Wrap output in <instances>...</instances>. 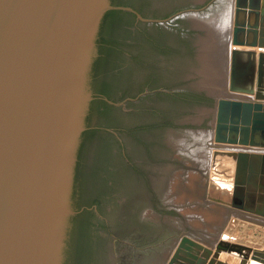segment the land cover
Segmentation results:
<instances>
[{
  "label": "water",
  "instance_id": "1",
  "mask_svg": "<svg viewBox=\"0 0 264 264\" xmlns=\"http://www.w3.org/2000/svg\"><path fill=\"white\" fill-rule=\"evenodd\" d=\"M189 1L130 2L147 21L164 19ZM112 8L117 6L110 0H0V264H61L77 151L92 99L97 33ZM147 27L154 38L131 39L118 70L126 68L144 83L154 71L162 73L160 82L195 78L188 42L168 26ZM231 44L228 91L252 97H217L214 140L264 148V0H235ZM188 98L153 94L132 112L116 110L119 119L100 121L118 133L113 149L127 168L113 165L120 182L102 202L100 216L113 236L132 230L123 215L149 195L145 174L161 163L155 128L178 118ZM260 158L264 154L250 155L239 207L264 217ZM222 252L235 254L239 264H264V249L224 238L209 248L186 234L167 264H229L218 259Z\"/></svg>",
  "mask_w": 264,
  "mask_h": 264
},
{
  "label": "rangeland",
  "instance_id": "2",
  "mask_svg": "<svg viewBox=\"0 0 264 264\" xmlns=\"http://www.w3.org/2000/svg\"><path fill=\"white\" fill-rule=\"evenodd\" d=\"M230 8L233 12L234 0H192L178 5L164 18H174L166 26L199 49L202 68L197 70L191 89L203 88L207 94L189 95L178 118L155 128L154 143L161 163L145 174L149 195L135 200L123 215L132 230L115 236L114 264H167L183 234L204 242L224 238L264 248V217L239 207L243 193H236L237 182L221 183L230 178L236 181L232 171L235 159L226 151L237 147L209 144L216 143L212 138L216 99L227 93L217 96L214 88L206 87L209 80L220 85L227 82L225 58L231 48L230 29L226 30L230 42L224 41L222 52L212 22L226 19L223 22L228 29L232 23ZM197 76L201 77L199 82Z\"/></svg>",
  "mask_w": 264,
  "mask_h": 264
},
{
  "label": "flooded vegetation",
  "instance_id": "3",
  "mask_svg": "<svg viewBox=\"0 0 264 264\" xmlns=\"http://www.w3.org/2000/svg\"><path fill=\"white\" fill-rule=\"evenodd\" d=\"M117 1L121 2L117 6L121 12L107 25L105 36L109 67L105 73V81L99 82L101 90L97 93V98L100 101L92 114L91 127L96 129L93 139L95 150L93 149V155L89 156V153L87 161L89 163L92 161L93 166L84 169L85 174L88 171L92 172L91 182L80 190L75 187L72 191L73 212L69 217L61 264H114L112 252L116 237L113 236L111 228L107 226L106 222H103L100 215L102 202L113 194V188L120 182L119 172L117 175L115 166H119V171H126L127 168L124 164L119 163L113 149L118 139V133L102 126L100 121L119 119L120 115L116 110L122 108L127 113L132 112L136 110L135 108L142 100L153 94L168 96H175L179 93L207 94L203 88H189V84L194 78L193 75H189L180 82L174 76L165 77L164 81L160 82L159 78L162 73L154 71L148 75V81L144 83L143 80L131 78L125 72L126 68L121 69L122 73H120L118 66L124 64L128 53L126 44L131 39L154 38L147 26H166L174 18L169 20L149 18L146 21L145 13L131 3V0ZM139 1L144 2L145 0ZM178 17L179 15L175 18ZM155 37H157L156 34ZM198 50H195L193 46H190L189 49L193 62L196 61L194 67L192 66V72L195 67L198 70L202 68L199 61L201 53ZM121 74L123 79L119 78ZM200 80L201 77L197 76L196 81ZM121 81L123 82L121 83ZM101 82L103 83L101 84ZM209 88L210 86L207 84L206 90ZM91 89L93 95L92 85ZM114 164L115 166H113Z\"/></svg>",
  "mask_w": 264,
  "mask_h": 264
},
{
  "label": "trees",
  "instance_id": "4",
  "mask_svg": "<svg viewBox=\"0 0 264 264\" xmlns=\"http://www.w3.org/2000/svg\"><path fill=\"white\" fill-rule=\"evenodd\" d=\"M111 5L119 6L121 4L120 1L110 0ZM121 9L112 8L107 10L99 24V29L97 33L96 45H97V57L95 58L92 66V79L91 85L93 88L92 99L89 102V113L86 116V127L81 133V139L77 151V157L74 168V181H73V189L78 187L80 190L84 185L91 182V171H88L86 174L84 173V169L86 167L93 166L92 161L90 163L87 161L88 155H93V139L96 129L92 128V114L93 111L100 101L98 99L97 93L101 90L99 87L100 81H105V76L109 67V62L107 58V38L106 36V28L107 25L112 21V19L118 14H120ZM103 82H101L102 84ZM100 84V85H101ZM95 150V149H94ZM80 202V199H79Z\"/></svg>",
  "mask_w": 264,
  "mask_h": 264
},
{
  "label": "bare ground",
  "instance_id": "5",
  "mask_svg": "<svg viewBox=\"0 0 264 264\" xmlns=\"http://www.w3.org/2000/svg\"><path fill=\"white\" fill-rule=\"evenodd\" d=\"M261 3H262V0H260V4ZM229 12L232 13L231 20H232V23H234V20H235V0H234V11L232 12V9L230 8ZM197 15H199V14H197ZM225 20H222L221 23H219V21L215 19L214 22H212V24H214V26H215V29H213L214 26L212 24H210V26L212 25L211 26V29H213L215 31V33L218 35L217 36V41H218L219 44L221 43L222 52L224 51V41H225V43L226 42L227 43L230 42V32H232V27H233V24L231 23V26L228 27V29H227L226 23H224ZM216 29H217L218 33H217ZM229 29H230V32H229V35H228V33H226V30L228 31ZM225 37H226V39H225ZM232 46L233 45L231 44V48H232ZM242 48H247V47L246 46H242ZM253 49H255V50L258 51V47H254ZM229 54H230V52L228 53V56H226V58H225L226 59V62L225 63H228V67H229ZM211 55H213V53ZM220 55H222V54H220ZM211 61H214V63H215L214 58H212ZM226 81L227 82L225 83V85L224 84H221L220 85L219 83L216 84L214 82V80H209L208 81V83H209L208 85H210L211 88H214L215 89L214 94H216V95L225 91L226 93L232 94L233 96H239V97L244 96V97H249V98L252 97V96H250L248 94L236 93V92H230V91H228V74H226ZM216 82H217V80H216ZM212 138L214 140L213 133H212ZM214 142H216V141L214 140ZM209 144L211 146H219L221 144H225L227 146H232V147L235 146V147H237L238 150H235V151H226L229 155H232L234 157V159H235L233 161L235 163L234 164L235 167L233 166L232 171H233V173L235 175L234 179L236 181L235 182H232L233 180H232V178H230L231 180H229V181L226 180L227 182L223 181L221 183H223V185H225V184H235L237 182V184L234 185V186L236 188V191H237L236 193L238 194V196L239 195L241 196V194L244 192L243 185H245V178H246V175H247L248 161H249L250 155L252 153H255V154L257 153V154L262 155V154H264V148L250 146V145H239V144H229V143H219V142H216V143L210 142ZM216 156H217V154H215V151H214L213 152V156H212L213 160H215L217 158ZM226 158L224 157V159H226L227 164L230 165V161L231 160L227 156H226ZM260 161H261V164L256 169L257 174H258L259 182L261 183V185H260V187H258V189H259V192L260 193H264V160L262 158H260ZM240 174H243V175H240ZM244 174H245V176H244ZM237 185L240 188L237 187ZM238 190H239V192H238ZM261 249H264V248H261ZM258 254L259 253H254V257H256V255H258ZM230 255H232V256H230ZM234 257H237V256L235 254H229V253H223L222 252V253H220L218 259L228 258V259H231V261H234V262L236 261L237 262V259L234 258Z\"/></svg>",
  "mask_w": 264,
  "mask_h": 264
},
{
  "label": "crops",
  "instance_id": "6",
  "mask_svg": "<svg viewBox=\"0 0 264 264\" xmlns=\"http://www.w3.org/2000/svg\"><path fill=\"white\" fill-rule=\"evenodd\" d=\"M192 237V236H191ZM194 239H196V238H194ZM197 241H199V242H201L202 244H204L205 246H207V247H210V248H213L214 247V245H215V243L216 242H204V241H202V240H198V239H196ZM216 241V240H215ZM227 255V254H226ZM230 256H232V255H230ZM234 258H236L238 261L236 262L235 261V263H230L229 261H231V259L229 260L228 258H221L220 260H222V261H225V262H228V263H230V264H239V258L238 257H234Z\"/></svg>",
  "mask_w": 264,
  "mask_h": 264
}]
</instances>
